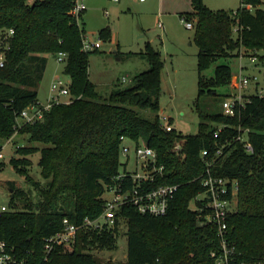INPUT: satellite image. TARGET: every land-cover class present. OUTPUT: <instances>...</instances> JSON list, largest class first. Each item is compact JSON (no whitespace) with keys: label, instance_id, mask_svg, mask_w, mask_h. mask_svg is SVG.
I'll return each mask as SVG.
<instances>
[{"label":"trees","instance_id":"1","mask_svg":"<svg viewBox=\"0 0 264 264\" xmlns=\"http://www.w3.org/2000/svg\"><path fill=\"white\" fill-rule=\"evenodd\" d=\"M191 1L193 12L182 16L191 23L195 19L197 100L209 99L205 106L196 105V133L182 135L165 133L159 124L164 66L159 51L148 46L141 54L148 70L136 75L129 88L115 84L105 98L89 79L90 57L98 50H81L85 30L70 15L75 0H0V38L7 44L1 49L5 58L0 67V147L14 135L22 112L40 104L37 89L49 55L66 54L63 72L70 76L72 96L69 103L53 105L41 120L18 129L29 142L45 145L16 148V157L11 159L13 168L35 188L38 200L10 187V211L0 218V241L21 253L33 251L39 264H116L93 252L117 250L121 219L127 228L123 264H215L217 228L190 209V203L204 191L199 178L208 160L213 175L236 180L239 188L237 207L227 220L228 239L236 248L231 264H264V95L246 97L243 105H236L234 116L215 108L230 97L219 89L229 88L232 82L231 60L239 58L245 48L264 53V0H240L236 11H214L203 0ZM99 34L101 40H110L109 30ZM262 52L260 61L264 60ZM211 68L213 75L208 77L205 72ZM244 131L251 153L237 140ZM122 138L134 147L145 142L156 152L165 173L153 188L179 186L167 215L153 217L124 207L113 230L82 231L73 249L55 250L44 261L43 239L57 233L64 218L82 225L85 219L95 221L102 215L105 193L121 173ZM178 139L185 141L183 161L172 151ZM204 149L208 150L205 161ZM37 153L44 185L29 174L28 157ZM3 166L0 163V171Z\"/></svg>","mask_w":264,"mask_h":264},{"label":"rangeland","instance_id":"2","mask_svg":"<svg viewBox=\"0 0 264 264\" xmlns=\"http://www.w3.org/2000/svg\"><path fill=\"white\" fill-rule=\"evenodd\" d=\"M86 6L87 10L82 17L87 40L96 42L100 40L99 33L102 29L110 31V40L108 42L101 40L102 47L97 51L98 54L90 57L89 79L95 84L97 92L107 98L110 92L117 87L115 84L120 85L121 89L131 87L133 78L149 68L141 54L146 52L147 47L150 46L160 52L164 64L159 115L170 117L171 124L178 133L195 134L199 122L195 113L196 105L205 106L209 98L205 96L197 100L198 47L194 41V30L187 29L179 16L190 11L189 0H164L162 8H160V0H145V2L122 0L120 3L109 0H86ZM191 21L194 23L195 19ZM79 22L82 26V19ZM4 40L5 38H0V49L6 48L7 44ZM242 53L239 58H234L232 59L234 61L230 62L232 74L237 76L242 67H247L243 74L245 76L257 75L259 93L264 90V64L261 65L263 69L260 74L258 71L254 72V67L247 58L251 53L250 49L245 48ZM47 59L44 77L37 89L41 106L47 105L52 94L51 86L57 78L64 83L70 82V76L63 72L65 62H59L52 55H49ZM213 70L214 68H211L205 74L210 77L213 75ZM124 78L126 82H122ZM255 84L252 82L247 90L244 89L246 94H256ZM219 93L231 96L233 90L223 88L219 89ZM69 98L71 97H61V100L68 101ZM227 99L229 97L225 100ZM215 108L223 112L221 103L215 104ZM143 112L147 117H152L147 111ZM18 121L19 125L24 123L23 120ZM2 146L0 160L4 166L0 171V203H9L11 186L30 193L32 200L37 201L38 195L35 188L27 184L25 178L13 168L11 159L16 157V148H42L45 145L39 142H29L27 135L15 132ZM131 148L128 160L123 155L120 156L121 173L135 171L136 159L133 147ZM177 157L182 159L183 155H177ZM39 158L38 153L28 157L31 161L29 174L34 181L44 185L38 167ZM109 196L110 194L106 192L105 197ZM193 205L194 202H191V209H194ZM126 231V224L122 223L117 233L116 251H94L93 254L105 262L112 260L116 264H123L127 257Z\"/></svg>","mask_w":264,"mask_h":264},{"label":"built area","instance_id":"3","mask_svg":"<svg viewBox=\"0 0 264 264\" xmlns=\"http://www.w3.org/2000/svg\"><path fill=\"white\" fill-rule=\"evenodd\" d=\"M113 2H120L121 0H109ZM145 2V0H139ZM87 10L86 0H75L71 9L70 15L80 23L81 16ZM182 23L189 30L193 29V23L187 21L185 17L181 16ZM13 32L11 31L10 34ZM83 52H93L101 49V39L96 42H89L84 33L81 37ZM243 52V49H242ZM243 53H241L242 55ZM260 52L251 51L247 56L250 59L254 71L261 69L264 60L260 61ZM4 52L0 49V67L4 65ZM59 62L65 61L66 54L61 52L57 57ZM247 67H242L237 76H233L232 82L229 87L233 89V94L229 99L225 100L222 104L223 113L228 116L235 115L236 105H243L246 97H243L242 92L247 89L249 84L254 82L258 83L256 74L245 76L244 70ZM259 72V70H258ZM122 82H126L124 78ZM70 82L64 83L60 78H57L51 86V96L46 106L32 105L25 109L21 116L17 119L15 125V132L24 124L34 123L43 117V113L48 111L53 105L61 103H69L72 100L70 94ZM264 95V90L258 93ZM61 97L69 98L70 100H61ZM18 120H23V124L19 125ZM171 118L168 116L159 115V124L165 133L176 131L172 126ZM220 131V129H219ZM247 131L243 135H239L237 140L243 143L244 148L248 152H252V146L246 139ZM218 132L215 134L217 137ZM121 155L129 159L131 147L135 154V171H127L120 173L114 180V184L108 189L110 196L106 198L104 211L102 215L95 221L85 219L82 225L72 223L68 218L62 221V228L55 234L43 239L42 250L45 255L44 261L55 250L66 253L68 250L73 249L75 246L78 234L82 231L86 232L87 229H95L99 233L102 230H113L117 223V218L120 211L124 207H134L140 214L162 217L167 215L169 211L170 201L174 198L179 190L178 185H160L153 188V184L157 180L162 179L165 173V167L158 164L156 152L147 146L145 142L140 141L136 147L123 140ZM11 142V140L9 141ZM184 140L178 139L173 147V153L183 155ZM131 146V147H130ZM3 146L0 147V152ZM208 150L201 152V157L206 160ZM184 156L182 157V161ZM207 170L205 174L200 176V184L204 191L199 193L194 200V210L197 213V218L204 220L206 224H213L217 228L219 238V250L212 253L215 264H231L236 254L234 244H231L228 235V217L235 211L237 207V194L238 184L237 181L221 178L213 175L210 171L212 162L206 160ZM1 163V160H0ZM200 202L201 206L197 203ZM191 209V208H190ZM8 204L0 203V218L9 212ZM120 223L123 221L120 219ZM0 264H39L36 255L33 251L27 250L21 253L16 250L13 245L4 241H0Z\"/></svg>","mask_w":264,"mask_h":264},{"label":"crops","instance_id":"4","mask_svg":"<svg viewBox=\"0 0 264 264\" xmlns=\"http://www.w3.org/2000/svg\"><path fill=\"white\" fill-rule=\"evenodd\" d=\"M120 2H122V0ZM120 2H118V3H120ZM163 2H164V0H160V8L163 7ZM189 3H190V8L191 9H190V11H187L186 14L193 12L192 1L189 0ZM203 3L205 4L206 7H208L211 10H214V11H216V10L236 11L241 5L240 4V0H203ZM179 16H182V15H179ZM81 19H82V26L84 28L85 27L84 19H83V17ZM84 30H85V28H84ZM232 61H234V60H231V62ZM231 67H232V65H231ZM261 69H263V68H261ZM261 69H258L259 70V74L261 72ZM258 70H255V71H258ZM233 76L235 77L236 75H233ZM122 81H123V79H122ZM255 85H256V94H257L258 91L260 90L259 89V83H256ZM229 88H231V87H229ZM247 89H245V90H247ZM244 91H243V96L244 97H248L250 95H253V94H246V91L245 92Z\"/></svg>","mask_w":264,"mask_h":264}]
</instances>
